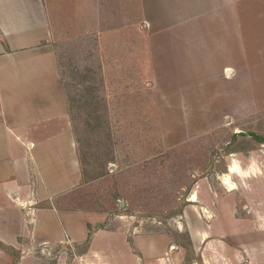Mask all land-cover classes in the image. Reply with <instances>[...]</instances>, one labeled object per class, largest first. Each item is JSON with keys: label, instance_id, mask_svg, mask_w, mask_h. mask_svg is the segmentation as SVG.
<instances>
[{"label": "rangeland", "instance_id": "rangeland-1", "mask_svg": "<svg viewBox=\"0 0 264 264\" xmlns=\"http://www.w3.org/2000/svg\"><path fill=\"white\" fill-rule=\"evenodd\" d=\"M226 1L255 18L252 42L207 31L223 0H77L53 14L81 170L54 204L172 239L195 264H264V0ZM42 247L0 243L1 261L79 251L33 256Z\"/></svg>", "mask_w": 264, "mask_h": 264}, {"label": "crops", "instance_id": "crops-1", "mask_svg": "<svg viewBox=\"0 0 264 264\" xmlns=\"http://www.w3.org/2000/svg\"><path fill=\"white\" fill-rule=\"evenodd\" d=\"M69 1L77 3L0 0V243L43 246L33 256H51L56 244L78 247L70 264H190L187 252L172 239L160 235L154 241L135 226L128 238L130 227L103 225L101 211L53 202L81 181L70 101L51 42L53 14ZM223 1L217 17L207 20L214 24L207 31L252 42L259 26L255 18H245L235 1L238 8L228 12L230 4ZM70 5L60 12L71 13Z\"/></svg>", "mask_w": 264, "mask_h": 264}, {"label": "water", "instance_id": "water-1", "mask_svg": "<svg viewBox=\"0 0 264 264\" xmlns=\"http://www.w3.org/2000/svg\"><path fill=\"white\" fill-rule=\"evenodd\" d=\"M119 202H120V205L124 206V201L120 200ZM172 246L176 247L177 245L174 243ZM190 264H195V263H190Z\"/></svg>", "mask_w": 264, "mask_h": 264}, {"label": "trees", "instance_id": "trees-1", "mask_svg": "<svg viewBox=\"0 0 264 264\" xmlns=\"http://www.w3.org/2000/svg\"><path fill=\"white\" fill-rule=\"evenodd\" d=\"M261 141H264V139H261ZM187 258H188V260L190 261V259H189V255L187 254Z\"/></svg>", "mask_w": 264, "mask_h": 264}]
</instances>
